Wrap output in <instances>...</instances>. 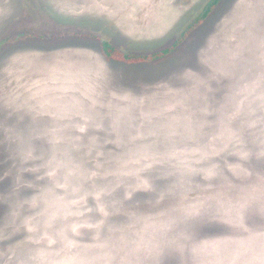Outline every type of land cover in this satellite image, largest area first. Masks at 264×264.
I'll return each instance as SVG.
<instances>
[{
	"label": "rangeland",
	"instance_id": "obj_1",
	"mask_svg": "<svg viewBox=\"0 0 264 264\" xmlns=\"http://www.w3.org/2000/svg\"><path fill=\"white\" fill-rule=\"evenodd\" d=\"M0 0V264H264V0Z\"/></svg>",
	"mask_w": 264,
	"mask_h": 264
},
{
	"label": "trees",
	"instance_id": "obj_2",
	"mask_svg": "<svg viewBox=\"0 0 264 264\" xmlns=\"http://www.w3.org/2000/svg\"><path fill=\"white\" fill-rule=\"evenodd\" d=\"M224 0H209L196 18L184 29V31L166 48L149 54H132L124 52L112 45L109 41H102L101 52L108 62L125 64H154L159 63L176 52L191 35L205 23L217 10Z\"/></svg>",
	"mask_w": 264,
	"mask_h": 264
}]
</instances>
